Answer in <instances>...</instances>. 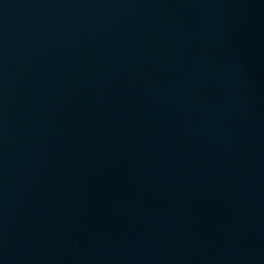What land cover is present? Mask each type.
I'll list each match as a JSON object with an SVG mask.
<instances>
[{
    "label": "water",
    "instance_id": "water-1",
    "mask_svg": "<svg viewBox=\"0 0 264 264\" xmlns=\"http://www.w3.org/2000/svg\"><path fill=\"white\" fill-rule=\"evenodd\" d=\"M0 264H264V0H0Z\"/></svg>",
    "mask_w": 264,
    "mask_h": 264
}]
</instances>
